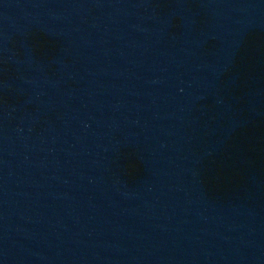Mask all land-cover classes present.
<instances>
[{
  "label": "water",
  "instance_id": "1",
  "mask_svg": "<svg viewBox=\"0 0 264 264\" xmlns=\"http://www.w3.org/2000/svg\"><path fill=\"white\" fill-rule=\"evenodd\" d=\"M255 35L264 0H0V264H264Z\"/></svg>",
  "mask_w": 264,
  "mask_h": 264
},
{
  "label": "flooded vegetation",
  "instance_id": "2",
  "mask_svg": "<svg viewBox=\"0 0 264 264\" xmlns=\"http://www.w3.org/2000/svg\"><path fill=\"white\" fill-rule=\"evenodd\" d=\"M249 37L250 36H248L246 38V40H248ZM252 37H250V38H252ZM47 43H48V39L45 38L44 36H42L40 38L39 42H38V44H39L38 47L39 48H42ZM262 43H264V39L261 36H259V35H255L252 40L249 39V42H246L245 45L243 44L241 46V49L238 52V54L236 56V59H235V63H234L235 70L237 71V79L235 81L242 83L241 82L242 81L241 79H246V75H245L244 71H242V69H243L244 65L248 64L249 61H250V57L251 56L248 53L251 52V51L253 52V50L251 49L252 46L254 48H257ZM34 45H35V43H34ZM34 50L36 51V50H38V48L34 46ZM241 86H242V84H239L238 85V87H240V88H241ZM237 105L239 107L240 101L237 103ZM262 116L263 115H261V116L260 115H255L253 112H250V111H245V113L241 112V114H239V120H238V123H237L238 126L236 128V131H233L232 132V136H236L237 141L238 142H241V149L242 150L248 149V151H249V153H248L249 161L248 162L250 164L255 163L254 162L255 160H254V157H253L254 156V153L251 152V150H253L256 147V145H258V142L264 141L263 127L259 129V126H260L261 121H264V118H260ZM243 117L245 119V122H244ZM255 125H257L256 128L254 127ZM258 139H259V141H258ZM220 156L219 155H217V156L215 155L214 157H211L208 160L206 158L203 162H201L200 166L198 167L199 172H200V175H201V179L205 183H206V179L208 178L207 177L208 173H211V168H213V166H211V165L214 164V163L215 164L216 163L217 164H221L225 160V158L227 157V153L224 154V155L223 154H220ZM238 158H239L238 156L234 155L232 158H229V157L226 158V160L232 159V163L236 167L237 166V162H238ZM227 165H232V164L229 163ZM220 173L221 172L218 173V176L219 177L221 176Z\"/></svg>",
  "mask_w": 264,
  "mask_h": 264
},
{
  "label": "trees",
  "instance_id": "3",
  "mask_svg": "<svg viewBox=\"0 0 264 264\" xmlns=\"http://www.w3.org/2000/svg\"><path fill=\"white\" fill-rule=\"evenodd\" d=\"M261 140V139H260ZM258 141H259V139H258ZM257 141V142H258ZM261 143V141L260 142H258V144H260ZM218 166H220V167H222V168H226V167H229L230 168V165L228 166V165H223V164H218ZM208 172V171H207Z\"/></svg>",
  "mask_w": 264,
  "mask_h": 264
}]
</instances>
